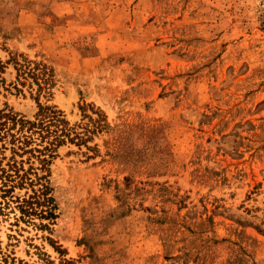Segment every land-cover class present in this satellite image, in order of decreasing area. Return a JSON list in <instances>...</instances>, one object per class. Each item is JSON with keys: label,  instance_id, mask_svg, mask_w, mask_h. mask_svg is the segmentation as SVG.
<instances>
[{"label": "rangeland", "instance_id": "374dc122", "mask_svg": "<svg viewBox=\"0 0 264 264\" xmlns=\"http://www.w3.org/2000/svg\"><path fill=\"white\" fill-rule=\"evenodd\" d=\"M0 264H264V0H0Z\"/></svg>", "mask_w": 264, "mask_h": 264}, {"label": "trees", "instance_id": "16d2710c", "mask_svg": "<svg viewBox=\"0 0 264 264\" xmlns=\"http://www.w3.org/2000/svg\"><path fill=\"white\" fill-rule=\"evenodd\" d=\"M15 64H17L16 70L19 78L23 77V80L28 77L32 78L38 85V91L41 88H45V83H40L37 79L39 74L36 72L37 66H30L28 62H25V64L20 62L18 63V61H16ZM23 82L24 81H21V83ZM38 106L39 109L33 120L22 118H18L16 120L14 118L15 122L18 121L21 127L28 124L27 128L29 130L32 129L30 135L22 137L21 141L23 143H28L32 139L31 134L35 132L38 134L40 141L46 140V145L39 151L43 152L45 150L47 154H50L54 147L64 143L66 140L73 141L74 138H80L79 141L83 140L81 137H78L76 133L74 136H71V128L68 125V122L64 119L61 111H58L48 105L44 106L40 103H38Z\"/></svg>", "mask_w": 264, "mask_h": 264}]
</instances>
